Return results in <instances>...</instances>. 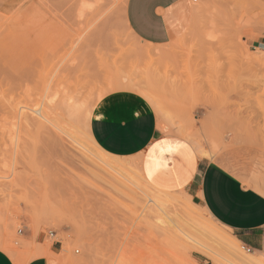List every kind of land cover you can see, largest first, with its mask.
Segmentation results:
<instances>
[{
  "label": "rangeland",
  "instance_id": "374dc122",
  "mask_svg": "<svg viewBox=\"0 0 264 264\" xmlns=\"http://www.w3.org/2000/svg\"><path fill=\"white\" fill-rule=\"evenodd\" d=\"M125 2L0 0V247L16 262L57 240L58 264H227L183 231L224 258L264 264V242L246 251L184 192L167 194L170 221L149 206L142 193H158L139 176L141 154H108L88 131L95 103L127 89L178 135L195 137L201 107L220 121L217 136L264 150V0H188L161 46L132 35Z\"/></svg>",
  "mask_w": 264,
  "mask_h": 264
},
{
  "label": "crops",
  "instance_id": "0c3cea01",
  "mask_svg": "<svg viewBox=\"0 0 264 264\" xmlns=\"http://www.w3.org/2000/svg\"><path fill=\"white\" fill-rule=\"evenodd\" d=\"M187 2L126 0L124 21L139 41L165 45L182 25ZM192 114L188 128L195 137L186 138L170 131L145 96L120 89L95 103L88 131L108 154H141L140 171L149 186L165 193L184 192L237 240L259 249L264 242V150L234 133L217 136L212 130L221 123L211 111L197 107ZM163 122L166 127L160 124ZM199 135L205 138L196 140ZM35 241L43 243V239ZM58 247L57 240L47 247L38 246L48 253L25 262H16L0 247V264H58L53 257Z\"/></svg>",
  "mask_w": 264,
  "mask_h": 264
},
{
  "label": "bare ground",
  "instance_id": "6f19581e",
  "mask_svg": "<svg viewBox=\"0 0 264 264\" xmlns=\"http://www.w3.org/2000/svg\"><path fill=\"white\" fill-rule=\"evenodd\" d=\"M23 108V107H22ZM25 108V107H24ZM27 109V108H26ZM22 110V109H21ZM31 110V112L32 113H34L36 116H38V117H40V116H42L43 114H41V111L39 110V109H30ZM17 111H19V110H17ZM17 114H18V112H17ZM16 114V115H17ZM19 116H21L22 115V113L20 112L19 114H18ZM18 118V117H17ZM35 120V119H34ZM37 120V119H36ZM17 121V120H16ZM23 121V120H22ZM24 123V122H23ZM31 125V124H30ZM182 131V130H181ZM202 153V152H201ZM104 164H106L110 169H112L113 170V172H117L119 175H121V173L118 171V170H116L114 167H112L109 163H104ZM138 173H139V176L141 177V179L145 182V185H148L149 186V184L148 183H146V181L143 179V177H142V174H141V171H140V166H138ZM116 174V173H115ZM141 181V180H140ZM147 188H152L151 186H149V187H147ZM152 189H154V188H152ZM158 194H156L155 192V194H153V192H152V194H147V193H145V194H143L142 193V195H144L145 196V198H146V202L147 203H149V206H152V207H155V209L159 212H161L163 215H164V217L165 218H168L169 219V221H170V217L165 213V209H166V207L169 205V204H171V203H173V199H176L175 197H169V196H167V194H169V193H165V192H161V191H158V190H156V189H154ZM139 191H141V190H139ZM149 191V190H148ZM141 193V192H140ZM140 200V199H139ZM144 200V199H143ZM172 205V204H171ZM172 207H173V205H172ZM175 207V206H174ZM149 208V207H148ZM151 208V207H150ZM153 209V208H152ZM205 211V210H204ZM205 213H207L208 214V212L207 211H205ZM148 216V215H147ZM149 217H150V215H149ZM164 217H163V219H164ZM209 217H210V215H209ZM159 218V220H161L162 222H164V220L161 218V216H159L158 217ZM167 219V220H168ZM157 222H158V219H157ZM168 222V221H167ZM183 235H185L188 239H190L193 243H195L196 244V248L197 249H199L200 251H202V252H204L205 254H211V253H213V255H217V256H219V257H221L222 258V260H224L225 261V263H227V264H252V262L251 261H249V260H244V259H236V255H239L238 253H236V252H233V254H236L235 255V259L234 260H232V259H227V258H224V257H222L217 251H215V250H213L212 248H210V247H208L206 244H204L203 242H201L200 240H198V239H196V238H194L193 236H191V235H189L188 233H186V232H181ZM234 237V236H233ZM232 238V237H231ZM235 238V237H234ZM237 240V239H236ZM235 240V241H236ZM239 241V240H238ZM220 242V241H219ZM240 242V241H239ZM224 244H226V243H224ZM231 245V244H230ZM233 251H236V250H233ZM211 252V253H210ZM230 254V253H229ZM208 256H210V255H208ZM212 256V255H211ZM213 257V256H212ZM234 256L232 255V258H233ZM238 258V257H237Z\"/></svg>",
  "mask_w": 264,
  "mask_h": 264
},
{
  "label": "built area",
  "instance_id": "2783aa9c",
  "mask_svg": "<svg viewBox=\"0 0 264 264\" xmlns=\"http://www.w3.org/2000/svg\"><path fill=\"white\" fill-rule=\"evenodd\" d=\"M243 248H244L246 251H248V252L251 250V247L246 246V245H243Z\"/></svg>",
  "mask_w": 264,
  "mask_h": 264
}]
</instances>
